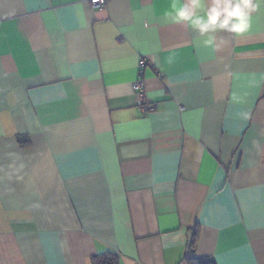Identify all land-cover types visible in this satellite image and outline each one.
Returning a JSON list of instances; mask_svg holds the SVG:
<instances>
[{
  "label": "crops",
  "instance_id": "0c3cea01",
  "mask_svg": "<svg viewBox=\"0 0 264 264\" xmlns=\"http://www.w3.org/2000/svg\"><path fill=\"white\" fill-rule=\"evenodd\" d=\"M186 2L0 0V264H264V5L201 35Z\"/></svg>",
  "mask_w": 264,
  "mask_h": 264
},
{
  "label": "clouds",
  "instance_id": "9594fccd",
  "mask_svg": "<svg viewBox=\"0 0 264 264\" xmlns=\"http://www.w3.org/2000/svg\"><path fill=\"white\" fill-rule=\"evenodd\" d=\"M264 5V0H211L210 4H202L201 0H187L177 7L172 5L175 22H190L201 35L215 32L217 29L227 30L237 35L250 28V13ZM203 13L200 15L199 13ZM171 15V13H166ZM206 46H213L214 37L209 35L204 41Z\"/></svg>",
  "mask_w": 264,
  "mask_h": 264
},
{
  "label": "trees",
  "instance_id": "16d2710c",
  "mask_svg": "<svg viewBox=\"0 0 264 264\" xmlns=\"http://www.w3.org/2000/svg\"><path fill=\"white\" fill-rule=\"evenodd\" d=\"M21 142L23 143L24 140H22ZM199 234H200L199 230L195 228L190 242V252L192 253H194L195 251ZM91 264H120L119 254L111 250L97 253L92 256ZM186 264H218V263L211 256H195L192 254L186 257Z\"/></svg>",
  "mask_w": 264,
  "mask_h": 264
},
{
  "label": "built area",
  "instance_id": "2783aa9c",
  "mask_svg": "<svg viewBox=\"0 0 264 264\" xmlns=\"http://www.w3.org/2000/svg\"><path fill=\"white\" fill-rule=\"evenodd\" d=\"M107 2L108 0H90V4L95 8L104 7L107 4ZM147 65H148L147 59L144 57L141 58L139 61L138 78L133 83V89L136 95L138 106L143 111H152L157 108V103L151 102L147 99L146 83L144 78V71Z\"/></svg>",
  "mask_w": 264,
  "mask_h": 264
}]
</instances>
